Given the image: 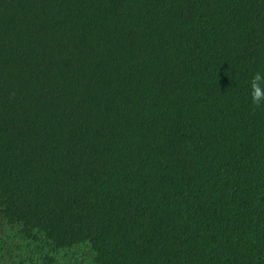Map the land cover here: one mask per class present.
<instances>
[{
    "label": "trees",
    "instance_id": "trees-1",
    "mask_svg": "<svg viewBox=\"0 0 264 264\" xmlns=\"http://www.w3.org/2000/svg\"><path fill=\"white\" fill-rule=\"evenodd\" d=\"M264 0H0V264H264Z\"/></svg>",
    "mask_w": 264,
    "mask_h": 264
},
{
    "label": "clouds",
    "instance_id": "clouds-1",
    "mask_svg": "<svg viewBox=\"0 0 264 264\" xmlns=\"http://www.w3.org/2000/svg\"><path fill=\"white\" fill-rule=\"evenodd\" d=\"M252 103L260 105L264 102V75L257 72L250 81Z\"/></svg>",
    "mask_w": 264,
    "mask_h": 264
}]
</instances>
